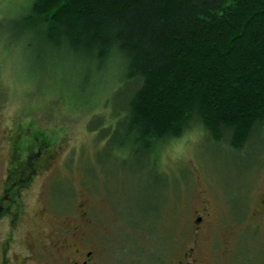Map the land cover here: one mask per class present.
Here are the masks:
<instances>
[{
  "label": "rangeland",
  "instance_id": "rangeland-1",
  "mask_svg": "<svg viewBox=\"0 0 264 264\" xmlns=\"http://www.w3.org/2000/svg\"><path fill=\"white\" fill-rule=\"evenodd\" d=\"M31 2L0 0V199L20 212L14 249L41 241L32 264H71L73 249L103 264H179L188 253L264 264V133L243 156L196 128L160 149L150 175L103 164L116 66L84 67L44 50L38 32L16 34ZM8 228L6 216L0 237Z\"/></svg>",
  "mask_w": 264,
  "mask_h": 264
},
{
  "label": "trees",
  "instance_id": "trees-1",
  "mask_svg": "<svg viewBox=\"0 0 264 264\" xmlns=\"http://www.w3.org/2000/svg\"><path fill=\"white\" fill-rule=\"evenodd\" d=\"M31 1L16 34L116 66L103 164L150 175L160 149L196 128L243 156L264 133V0Z\"/></svg>",
  "mask_w": 264,
  "mask_h": 264
},
{
  "label": "flooded vegetation",
  "instance_id": "flooded-vegetation-1",
  "mask_svg": "<svg viewBox=\"0 0 264 264\" xmlns=\"http://www.w3.org/2000/svg\"><path fill=\"white\" fill-rule=\"evenodd\" d=\"M13 187L10 188L9 193H12ZM15 203L14 198H8L7 196L2 197L0 199V220L3 217H8V220L10 222V225L12 229H9L5 232H8L7 235L4 237H0V264H32L34 261L33 255H35L37 258L42 257L41 253V247L40 242L38 240H33L27 242V245L23 249H19L18 247L14 249L13 244L17 243V239L20 235H14L12 234L13 231H16L14 227L17 226L18 219L20 216V212L17 211V205ZM20 250L21 253H18ZM23 250H26L29 253L30 258L26 261V258L28 257L27 252L25 253ZM71 255L76 259L75 261H71V264H103L102 262H98L95 258L92 256V252H80L77 250H72ZM105 260V259H104ZM104 264L105 261H104ZM179 264H202V261L200 259H196L191 255V253L185 254L182 261H180Z\"/></svg>",
  "mask_w": 264,
  "mask_h": 264
}]
</instances>
